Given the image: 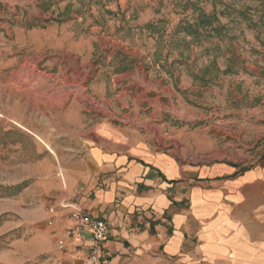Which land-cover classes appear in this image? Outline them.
Wrapping results in <instances>:
<instances>
[{
  "label": "rangeland",
  "instance_id": "1",
  "mask_svg": "<svg viewBox=\"0 0 264 264\" xmlns=\"http://www.w3.org/2000/svg\"><path fill=\"white\" fill-rule=\"evenodd\" d=\"M73 116L263 161L264 0H0V264H89L58 247Z\"/></svg>",
  "mask_w": 264,
  "mask_h": 264
},
{
  "label": "crops",
  "instance_id": "2",
  "mask_svg": "<svg viewBox=\"0 0 264 264\" xmlns=\"http://www.w3.org/2000/svg\"><path fill=\"white\" fill-rule=\"evenodd\" d=\"M71 121L82 129L71 132L79 155L65 163L66 194L109 222L110 264H264V160L187 155L139 123Z\"/></svg>",
  "mask_w": 264,
  "mask_h": 264
},
{
  "label": "built area",
  "instance_id": "3",
  "mask_svg": "<svg viewBox=\"0 0 264 264\" xmlns=\"http://www.w3.org/2000/svg\"><path fill=\"white\" fill-rule=\"evenodd\" d=\"M72 221L65 228V235L58 239V247L67 254L77 255L89 264H110L105 242L111 231L109 222L93 215L80 203L68 202ZM54 221L50 220V224Z\"/></svg>",
  "mask_w": 264,
  "mask_h": 264
},
{
  "label": "trees",
  "instance_id": "4",
  "mask_svg": "<svg viewBox=\"0 0 264 264\" xmlns=\"http://www.w3.org/2000/svg\"><path fill=\"white\" fill-rule=\"evenodd\" d=\"M207 18L209 19V15H205V14L200 15V19H199L200 24H204Z\"/></svg>",
  "mask_w": 264,
  "mask_h": 264
}]
</instances>
